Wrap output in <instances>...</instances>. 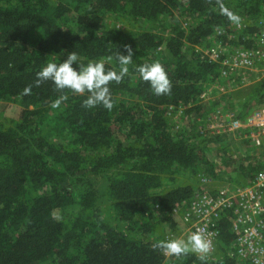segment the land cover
Segmentation results:
<instances>
[{
  "label": "trees",
  "instance_id": "1",
  "mask_svg": "<svg viewBox=\"0 0 264 264\" xmlns=\"http://www.w3.org/2000/svg\"><path fill=\"white\" fill-rule=\"evenodd\" d=\"M220 3L250 22L260 17L264 0H0V102L19 106L17 119L0 125V264H201L193 253L165 259L157 247L160 228L172 225V210L196 191L201 168L212 172L208 147L230 137L202 134L198 126L173 131L166 113H199L207 88L223 86L219 67L196 50L217 30L231 43L233 23ZM177 14L190 20L188 29ZM109 16L145 27L110 29ZM124 45L133 60L128 75L109 85L111 111L82 107L88 93L57 90L51 81L34 86L43 66L73 51L81 65L104 60L106 71H119L115 56L126 55ZM153 61L172 82L168 95H154L136 72ZM29 85L31 94L22 95ZM61 95L68 99L52 108ZM237 96H245L238 118L263 106L264 77L229 98ZM122 126L129 142L115 137ZM262 164L249 170L248 183ZM244 168L240 161L235 171L246 179ZM105 175L99 197L91 178ZM232 238L224 219L220 254L207 264H245L226 256Z\"/></svg>",
  "mask_w": 264,
  "mask_h": 264
},
{
  "label": "built area",
  "instance_id": "2",
  "mask_svg": "<svg viewBox=\"0 0 264 264\" xmlns=\"http://www.w3.org/2000/svg\"><path fill=\"white\" fill-rule=\"evenodd\" d=\"M260 13L255 21H241L239 25L231 26L233 35L228 36L231 43L225 44L224 30H217L208 38L205 48L196 47L210 63L219 67V79L224 83L221 87L213 86L223 94L264 77V5ZM251 27L254 31L248 33ZM209 99L205 96L201 103H209ZM198 129L202 134L248 140L253 148L264 152V105L244 118L219 109ZM170 215L173 223L166 226L162 241L186 239L193 232L201 231L212 244L208 260H215L217 252H220L219 226L227 219L233 238L226 256L245 264H264V165L249 183L240 186L215 187L209 177L199 173L196 191ZM163 255L165 259L174 257L165 250Z\"/></svg>",
  "mask_w": 264,
  "mask_h": 264
},
{
  "label": "clouds",
  "instance_id": "3",
  "mask_svg": "<svg viewBox=\"0 0 264 264\" xmlns=\"http://www.w3.org/2000/svg\"><path fill=\"white\" fill-rule=\"evenodd\" d=\"M220 11L226 15L233 24L239 25L241 17L229 11L220 3ZM126 55L116 53L115 59L119 64V71H106L105 61L97 60L86 65L79 63L76 52H70L66 59L59 64L48 62L36 73L34 86H39L44 81H51L57 90H70L75 94L88 93L82 102L85 109H93L102 106L111 111L114 101L110 91V83L119 84L129 73L128 65L133 60V50L128 45H124ZM140 79L148 82L152 92L156 96L168 95L172 90V82L164 66L159 61L144 63L136 68ZM33 85H29L22 90V95H30ZM68 97L61 95L55 99L51 107L59 108ZM157 247L164 249L169 256L180 257L193 253L197 255L201 264H207L208 254L212 250V244L201 231L193 232L186 239L176 238L160 241Z\"/></svg>",
  "mask_w": 264,
  "mask_h": 264
},
{
  "label": "rangeland",
  "instance_id": "4",
  "mask_svg": "<svg viewBox=\"0 0 264 264\" xmlns=\"http://www.w3.org/2000/svg\"><path fill=\"white\" fill-rule=\"evenodd\" d=\"M176 20L182 28H189L190 20H185L178 14L176 15ZM130 22L132 23L128 24L125 18L121 16H109L106 18L105 26L107 28L117 29L125 33L132 32L136 29H141L145 27L141 22ZM257 81L259 80L253 81V83ZM253 83H251L250 85H252ZM245 87L247 86H244L237 90L243 89ZM237 90L228 92L227 94H223V92H220V89H218V87L216 88L211 85L205 91V96L210 98L209 103H203L204 108L201 110V112L186 113L184 109L168 108L166 115L168 118L169 126L172 127L173 131H177L179 128H183L184 130H186L191 126L202 127L204 126L205 120L208 118H212L215 112L219 109H224L236 113L237 110L241 108V104L244 101L243 98L245 97L237 96L236 98H229V95ZM243 92V94H246V91ZM254 107L255 106H253L252 109ZM18 112L19 106L17 104L0 102V125H7L10 121H15L17 119ZM127 132L128 128L126 126H122L118 130H116L115 137L123 142H129L127 139ZM229 141L230 142H227V140H223L217 145L214 144L208 147V151L206 152V158L214 166L211 170L212 172L210 173H213L215 175L214 178L209 176V171H207L206 168H201V173H204L207 177H209L215 187H222L227 185L240 186L247 184L249 170H252V167H255V165L257 166V164L264 163V154H262L260 150H257L253 147L251 148L249 145L243 144L242 142L237 140L229 138ZM228 161H231L229 166L226 165ZM240 161L244 162V176L246 175V179L240 178L237 172L235 171ZM178 182H181L182 184L191 183L189 179H180V181ZM91 183L95 192L100 197L103 194L105 188L107 187V176L105 175L91 178ZM192 184L198 187V176L194 179ZM98 207L102 211L104 217L110 216V214L107 212V209H105V206L102 201L99 202ZM165 228V226L164 228H160L161 235L164 233ZM219 254L220 252H217V255Z\"/></svg>",
  "mask_w": 264,
  "mask_h": 264
}]
</instances>
